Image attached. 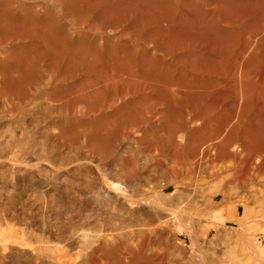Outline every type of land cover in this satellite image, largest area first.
Here are the masks:
<instances>
[{"label":"bare ground","instance_id":"1","mask_svg":"<svg viewBox=\"0 0 264 264\" xmlns=\"http://www.w3.org/2000/svg\"><path fill=\"white\" fill-rule=\"evenodd\" d=\"M0 161L36 178L24 186L31 225L30 203L52 200L41 182L92 172L129 188L122 204L154 197L152 208L158 171L162 191L207 164L264 186V0H0ZM240 201L233 214L252 215L255 200ZM215 217L226 233L264 237ZM41 230L39 244L74 231ZM124 236L101 244L106 264H153L154 237Z\"/></svg>","mask_w":264,"mask_h":264},{"label":"rangeland","instance_id":"2","mask_svg":"<svg viewBox=\"0 0 264 264\" xmlns=\"http://www.w3.org/2000/svg\"><path fill=\"white\" fill-rule=\"evenodd\" d=\"M219 166L211 168L207 164L203 170L190 174L185 185H175L167 191H162L163 174L158 171L154 184L160 191L159 208H152L154 197L122 204L129 188L94 172L90 180L78 175L74 183L68 179L52 184L41 182L38 186L46 189L52 200L45 196L38 205L30 203L31 225L26 216L22 219L24 186L34 191L36 178L13 173L9 164L0 161V264H106L101 244L111 242L112 237H125L131 230L133 237L142 233L154 237L144 251L153 264H264V237L226 233L223 222L215 217L240 218V231L264 229L261 178L250 187L244 176L232 178L221 173ZM228 192L231 198L220 205L207 201ZM100 196L110 198L112 204H99ZM241 199L255 200L252 215H245L243 207L238 217L233 214ZM166 205L174 206L181 219L167 217ZM110 215L117 222L115 230L109 227ZM157 216L163 219L160 221ZM57 222L73 229L71 236L66 241L50 237V242L39 244L38 236L44 235L41 228ZM39 245L44 249L38 250ZM33 248L44 251L43 261ZM96 248L98 251L94 252Z\"/></svg>","mask_w":264,"mask_h":264}]
</instances>
